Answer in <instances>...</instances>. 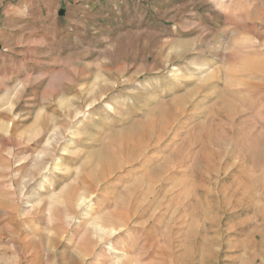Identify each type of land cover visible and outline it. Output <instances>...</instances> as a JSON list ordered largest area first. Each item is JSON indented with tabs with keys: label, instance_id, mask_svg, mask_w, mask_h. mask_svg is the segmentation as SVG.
<instances>
[{
	"label": "rangeland",
	"instance_id": "1",
	"mask_svg": "<svg viewBox=\"0 0 264 264\" xmlns=\"http://www.w3.org/2000/svg\"><path fill=\"white\" fill-rule=\"evenodd\" d=\"M0 264H264V0H0Z\"/></svg>",
	"mask_w": 264,
	"mask_h": 264
},
{
	"label": "bare ground",
	"instance_id": "2",
	"mask_svg": "<svg viewBox=\"0 0 264 264\" xmlns=\"http://www.w3.org/2000/svg\"><path fill=\"white\" fill-rule=\"evenodd\" d=\"M53 135H55V134H53ZM66 199H68L67 203L73 201V200H71V196H69V194H67ZM74 202H75V206L76 207H82V205H85L87 203V197L85 195H81V196L78 197V199L74 200ZM104 220H102L101 218L100 219H96L95 218L91 222H88L87 226L84 228V239L85 240L86 239L89 240L90 237H91L94 240L97 239V240H100V241H105L106 236H108V235L112 236V235L116 234L117 230H118V227L114 226V224H111L110 222H105ZM106 227H109V228L106 229ZM119 229L123 230L124 227H120Z\"/></svg>",
	"mask_w": 264,
	"mask_h": 264
}]
</instances>
